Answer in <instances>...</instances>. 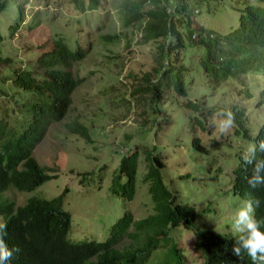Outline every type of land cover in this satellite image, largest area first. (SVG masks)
Wrapping results in <instances>:
<instances>
[{"label": "rangeland", "instance_id": "rangeland-1", "mask_svg": "<svg viewBox=\"0 0 264 264\" xmlns=\"http://www.w3.org/2000/svg\"><path fill=\"white\" fill-rule=\"evenodd\" d=\"M18 1H26L28 6L23 8V19L16 30L9 31V36L7 27L13 25L17 17L10 5L12 0L0 13V53L12 60L9 66L0 67V78L12 69L32 63L35 69L33 61L42 52L39 46L47 49L57 37L63 39L70 50H74L77 43L87 48L88 53L69 68L71 75L80 79V84L71 94L65 118L46 125L31 153L52 177L31 191L14 189L19 192L16 202L22 203L30 196L49 199L66 188L62 208L70 214L67 238L73 242L102 241L124 209L133 219L152 211L146 182L142 180L146 169L141 155L143 149L139 150L137 159L134 197L123 201L108 190L121 152L144 140L147 145L141 143L143 148L162 158L163 181L176 192L177 200L193 206L197 213L205 208L213 210L203 212L192 226L170 228L168 240L160 242L157 251L151 252L144 264L165 261L171 244L180 250L182 264H203L194 247V232L198 228L203 233L207 229L228 235L235 233L232 223L229 224L230 217L244 201H230V196L223 191L230 185L237 157L246 155L250 145L234 134L235 126L220 134L213 118L222 107L236 108L243 112V128L253 137L259 125L264 124V96L259 95L264 92V86L260 78L248 72L230 77L216 88L209 87L198 68L202 51L185 39L182 62L188 69L183 76L187 96L177 97L169 91L159 104L149 105V95L133 92L138 78L155 67V46L144 44L142 22L127 27L123 24L124 6L133 0H100L97 9L83 13L68 6L66 0ZM190 1L195 5L193 0H186ZM188 3L187 9H191ZM245 4L263 6L264 0L260 4L258 0H199L194 8L198 11L194 22L198 28L222 36L235 28L238 10ZM142 8L145 10L146 5ZM104 35L118 38L107 43L100 40ZM249 93L251 98H246L244 94ZM29 97L28 93L15 89L10 81H0V118L3 113L10 116L8 128L17 130L16 116L23 115L20 107ZM189 100H197L201 111L185 108ZM10 109H13L12 114ZM208 109L211 115L206 114ZM196 118L202 122L203 129L193 121ZM74 120L86 128L90 142L65 129ZM192 137L198 139L205 153L190 149ZM82 173L90 174L83 180ZM127 231L131 232L132 228ZM130 240L123 233L115 246L126 247Z\"/></svg>", "mask_w": 264, "mask_h": 264}, {"label": "trees", "instance_id": "trees-1", "mask_svg": "<svg viewBox=\"0 0 264 264\" xmlns=\"http://www.w3.org/2000/svg\"><path fill=\"white\" fill-rule=\"evenodd\" d=\"M8 1L0 0V13L10 3ZM66 1L79 13L95 10L100 5V0ZM193 1L195 5L186 0H133L124 6V26L142 22L144 44L155 46V67L138 78L133 92L149 95V105L159 104L169 91L177 97L187 96L183 76L188 69L182 62L185 39L202 51L198 68L209 87L216 88L230 77L248 72L257 75L264 86V5L245 4L238 10L235 28L218 36L196 26L194 15L198 11L194 8L199 0ZM18 2L12 0L10 3L17 17L14 24L7 27L8 36L9 31L12 33L16 30L23 19V8L28 6L26 1ZM187 3L191 9H187ZM258 3H263V0H258ZM143 5H146L145 10ZM181 27L182 31L179 30ZM117 38V35H104L100 40L112 43ZM39 47L42 52L33 61L35 69L31 67L32 63L31 66L12 69L7 76L0 78L1 83L8 80L15 89L30 95L20 107L23 115L16 116V123L19 124L16 129L19 131L8 128V114L3 113L0 118V223L7 224L4 242L9 249H15L8 264H144L151 252L157 251L159 243L168 240L170 228L192 226L203 212H213L205 208L197 213L193 206L177 200L176 192L163 181L162 158L151 154V150H145L141 145L145 143L144 140L133 145L132 149L121 152L108 190L123 201L128 202L134 197L137 159L139 150L143 149L141 155L146 169L142 180L146 182L152 211L142 218L133 219L131 213L124 209L121 216L109 226L108 236L102 241L73 242L67 238L70 214L62 208L66 188L49 199L30 196L18 206H14L3 193L12 188L16 191H31L52 177L37 164L31 153L46 125L65 118L71 105V94L80 84V79L73 77L69 68L81 62L88 53L87 48L77 43L75 49L70 50L59 37L51 40L49 48ZM11 63L9 57H3L0 53V67ZM244 95L251 98L252 94ZM259 95L264 96V92ZM197 102L189 100L184 107L192 112H200ZM221 110L228 111L226 107ZM230 110L235 116V135H240L250 144L264 139V124L259 125L251 137L242 126L243 112L233 107ZM12 111L9 110L11 114ZM206 114L211 115V111L206 110ZM193 121L203 129L201 121L197 118ZM65 129L90 142L86 128L76 120L66 125ZM189 147L194 152L205 153L197 138H191ZM244 156L237 157L231 170L230 185L223 194H228L230 201L259 200L260 206L256 208L255 215L261 222V231H264V186L256 189L248 186L247 179L252 175L253 165L246 164ZM257 159H264V153L258 151ZM82 174L80 176L84 180L90 173ZM186 176L188 174L180 177ZM229 206L233 208L230 203ZM232 217L233 213L229 224L232 223ZM129 227L132 228L131 232L127 231ZM197 230L194 232V247L202 257L203 264H253L243 250L240 257L232 252L237 240L236 233L228 235L212 229L204 233ZM123 233L128 235L131 242L126 247H116ZM166 256V260L158 264H182L181 252L174 244L170 245Z\"/></svg>", "mask_w": 264, "mask_h": 264}, {"label": "clouds", "instance_id": "clouds-1", "mask_svg": "<svg viewBox=\"0 0 264 264\" xmlns=\"http://www.w3.org/2000/svg\"><path fill=\"white\" fill-rule=\"evenodd\" d=\"M213 124L220 134H225L234 127L235 116L230 110L218 112L213 118ZM258 151L264 153V139L251 143L244 156L245 163L253 165L252 175L247 179V184L252 189L264 186V159H257ZM3 193L8 197L9 201L13 202L14 206L21 205L27 199L22 203H17L16 195L18 193H15L14 190L7 189ZM259 206V200H245L235 210L232 217V228L237 234V240L233 245L232 252L240 257L243 250L253 264H264V231H261V222L255 215V210ZM6 228V223H0V264H8L15 251V249H9L3 240Z\"/></svg>", "mask_w": 264, "mask_h": 264}]
</instances>
